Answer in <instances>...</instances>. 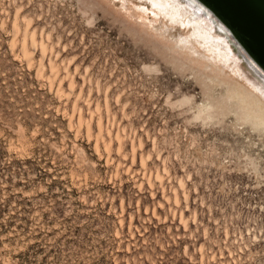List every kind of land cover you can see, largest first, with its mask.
Returning <instances> with one entry per match:
<instances>
[{
    "label": "rangeland",
    "instance_id": "obj_1",
    "mask_svg": "<svg viewBox=\"0 0 264 264\" xmlns=\"http://www.w3.org/2000/svg\"><path fill=\"white\" fill-rule=\"evenodd\" d=\"M153 1L0 0V264H264L251 56Z\"/></svg>",
    "mask_w": 264,
    "mask_h": 264
},
{
    "label": "water",
    "instance_id": "obj_2",
    "mask_svg": "<svg viewBox=\"0 0 264 264\" xmlns=\"http://www.w3.org/2000/svg\"><path fill=\"white\" fill-rule=\"evenodd\" d=\"M197 8L209 13L231 43L234 35L251 58L245 61L262 76L264 72V0H190ZM215 15L218 19L215 18ZM232 44V43H231ZM243 55V54H242ZM258 67L262 72L257 69Z\"/></svg>",
    "mask_w": 264,
    "mask_h": 264
},
{
    "label": "bare ground",
    "instance_id": "obj_3",
    "mask_svg": "<svg viewBox=\"0 0 264 264\" xmlns=\"http://www.w3.org/2000/svg\"><path fill=\"white\" fill-rule=\"evenodd\" d=\"M159 1V0H158ZM170 1H173V0H170ZM182 1V0H181ZM188 3H187V5H188V7L189 8H191L192 10H194L195 12L194 13H192L193 11H191V13H192V16H194L193 18H194V20L195 19H201L203 16V13L205 14V12H203L201 9H199V8H197L196 7V5L195 4H193L190 0H186ZM153 2H155V0L153 1ZM166 2V1H165ZM156 3V2H155ZM158 3H161L160 1L158 2ZM157 4V3H156ZM173 4H174V2H173ZM172 4V5H173ZM159 5V4H158ZM163 5V4H162ZM166 7L167 8H169V10L171 11V13H170V15H173L174 14V18H175V16H177V15H180V14H185V16H187L188 14H191L189 11H187V10H185L183 7L182 8H180V7H175L174 5L172 6V5H170L169 4V2L167 1L166 2ZM178 4H176V6H177ZM161 6V5H160ZM164 6V5H163ZM165 7V6H164ZM165 7V9H167ZM161 8V7H160ZM163 8V7H162ZM164 9V8H163ZM184 9V10H183ZM165 11H167V10H164V12ZM163 12V13H164ZM206 14H208L209 15V17L211 16L209 13H206ZM181 16V15H180ZM202 16V17H201ZM169 17V16H168ZM173 18V17H172ZM171 18V19H172ZM177 18V17H176ZM178 18H180L179 16H178ZM193 18L191 19V20H193ZM206 18V17H205ZM210 18H212V16L210 17ZM174 20V19H173ZM199 21V20H198ZM197 21V22H198ZM206 21V20H205ZM204 21V22H205ZM212 21H214L215 23H216V21L212 18ZM172 22V21H171ZM204 22H203V24H204ZM174 23V22H173ZM195 23V22H194ZM206 23V22H205ZM214 23V24H215ZM203 24H201V26H199V24L197 25V27H196V30H195V32H196V34L197 35H200V37L202 38V35L205 37V34H207L208 33V31L210 30H213V29H210L209 27H207V26H204ZM219 24H220V26L216 23L215 25H217L218 27V31H219V33H221V35H223L224 33L222 32V30L221 29H224L223 27H224V25L222 26V24L219 22ZM195 25V26H196ZM214 26V25H213ZM216 27V26H215ZM215 27H213V28H215ZM209 35V34H208ZM207 36V35H206ZM199 37V38H200ZM203 39V41H206V40H204V38H202ZM207 39V38H206ZM210 39V38H209ZM225 40H226V38H225ZM210 42V41H209ZM213 45V44H212ZM218 45V44H217ZM217 45L215 44V46H216V49H217ZM212 47V46H211ZM210 47V48H211ZM239 47H240V45H239ZM242 47V46H241ZM240 47V48H241ZM213 48H214V46H213ZM213 48L210 50V51H212L213 50ZM243 49H244V46L242 47ZM208 49V48H207ZM220 49H222V48H220ZM223 50V49H222ZM214 51V50H213ZM208 52H209V50H208ZM212 53V52H211ZM219 53H220V51H219ZM225 53V52H224ZM231 53V52H230ZM233 54V53H232ZM238 54H240V52H238ZM221 55V54H220ZM228 56V55H227ZM227 56H226V58H227ZM240 56V55H239ZM219 57V56H218ZM242 58L244 59V61H245V58L243 57V55H242ZM242 59V60H243ZM219 61V60H218ZM246 62V61H245ZM245 62H244V64H245ZM242 64V63H241ZM238 65V64H237ZM246 68L248 69V74H250L252 77H253V80H251V78L248 76L247 78H249V80H251L250 82V84H252L253 85V87L255 88V89H257L258 91H259V93L261 94V96H259V95H257L255 92V90H253V91H255V92H252V91H250V90H247V89H245L243 92H240V91H233L234 93L231 95V96H229V98L230 99H237L238 101H239V103H240V107H239V110L241 111V116H242V120H244V121H246V122H249V123H251L253 126H255V127H257V128H260V129H264V82L263 81H261V79H260V77L259 76H255V75H261L257 70H255V68L253 67V69L255 70V71H257V74H253L250 70H249V68H248V66L247 65H249L247 62H246ZM259 65H257V69H259L261 72H262V70L258 67ZM237 67V66H236ZM249 67H251L250 65H249ZM252 68V67H251ZM238 69V68H237ZM243 72H245V71H243ZM263 73V76L261 75V77H263V79L262 80H264V72H262ZM253 88V89H254ZM218 104V103H217ZM211 105V104H210ZM212 106V105H211ZM214 106V105H213ZM215 107V106H214ZM210 108V107H209ZM208 108V109H209ZM212 109V108H211ZM210 110V109H209ZM208 111V110H207ZM237 115V114H236ZM240 120V119H239Z\"/></svg>",
    "mask_w": 264,
    "mask_h": 264
}]
</instances>
